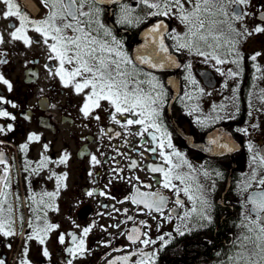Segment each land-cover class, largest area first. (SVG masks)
I'll use <instances>...</instances> for the list:
<instances>
[{
	"label": "flooded vegetation",
	"instance_id": "af4514ba",
	"mask_svg": "<svg viewBox=\"0 0 264 264\" xmlns=\"http://www.w3.org/2000/svg\"><path fill=\"white\" fill-rule=\"evenodd\" d=\"M13 2L29 19L40 20L48 14V9L36 0ZM123 5L132 10L131 24L119 23ZM141 5L139 0H122L96 7L101 9V22L131 58L145 27L160 19L169 23L165 41L179 58L178 69L137 67L154 75L163 86V102L157 105L158 123L169 134L174 149L191 165L189 168L184 164L177 170L186 178V183L173 181L180 190L178 197L176 189L163 188L162 173L151 171L156 166L169 167L159 156V139L152 140L148 133L137 135L142 130L140 125L123 127L131 117L115 113L106 101L85 117L81 108L84 93L90 89L76 94L72 87H64L55 74L59 62L50 58L53 54L31 24L26 30L30 45L13 39L11 33L20 21L18 17L4 18L6 4L0 0V76L12 85L9 90L0 81V97L10 102H0V110L15 117H0V127L4 128L0 132V157L4 161L0 163V177L7 169L9 185L4 188L0 184L6 194L0 197V216L12 221L14 233L5 236L0 232L3 264H124L119 259L122 256L130 257L128 264H137L143 258L141 252L155 253L154 264H222L235 251L237 238L246 234L243 218L254 215L247 211L252 207L249 198L264 192V186L258 183L264 178V162L260 160L264 156V32L254 31L264 28V0L228 7L230 15L235 9L242 19H229L235 32L229 31L227 24L221 26L225 33L221 43L233 39L236 45L231 54L226 44L218 50L227 61L219 65L198 55L195 48L178 49L172 36H183L185 30L175 26L176 21L169 16L147 15L149 9ZM236 32L252 34L237 36ZM67 35H73L72 31L67 30ZM200 47L210 51L203 43ZM257 53L256 59H251ZM229 71L238 75L229 76ZM189 72L198 82L196 86L188 81ZM112 115L120 123L114 122ZM32 134L39 140H29ZM155 134L159 138L160 133ZM221 144L228 148L222 149ZM164 151L172 153L169 148ZM65 154L67 162L59 163ZM93 156L98 163L93 162ZM173 160L178 162L176 157ZM65 174L66 178L61 179ZM134 186L164 196L163 212L149 211L126 199L133 194ZM185 186L208 202L210 222L200 220L196 213L188 220L182 219L185 212L191 213L194 203L198 211L202 207L199 200L188 199L183 192ZM89 191L92 196L87 195ZM43 193L57 195L43 196L44 203H40ZM177 198L183 207L176 204ZM48 224L57 227L39 233L44 239L41 244L36 230ZM178 226L184 235L176 232ZM84 228H90L87 236ZM133 228L141 233L136 243L127 239ZM80 239L85 241L82 253L76 248ZM144 239L155 243L145 246L140 242ZM70 248H76L75 255L68 251Z\"/></svg>",
	"mask_w": 264,
	"mask_h": 264
},
{
	"label": "snow or ice",
	"instance_id": "6c2138e0",
	"mask_svg": "<svg viewBox=\"0 0 264 264\" xmlns=\"http://www.w3.org/2000/svg\"><path fill=\"white\" fill-rule=\"evenodd\" d=\"M3 2L6 4V11L3 13L4 18L18 17L20 21V26L11 33L12 38L22 40L24 44L30 45L32 40L26 35V30L27 26L31 24L34 31L41 34L44 43L48 46L50 53L53 54L50 58L59 62V68L55 74L59 76L64 87H72L76 94L84 93L85 89H90L89 92L84 93V103L81 108L85 117L90 116L93 109L100 108L102 101H106L115 113L131 117L126 119V123L122 125L123 127L140 125L142 130L137 135L143 137L145 133H148L152 140L159 139L157 145L159 156L169 167L156 166L152 167L151 171L162 173L163 188L176 189L178 197L180 190L177 189V185L173 181L179 180L181 183H186L185 176L177 170L184 164H188V162L180 152L174 149L169 134L158 123L160 112L157 105L163 102V86L154 75L139 69L137 64L133 62V58L122 50L120 42L112 35L111 30L101 22V9L96 7L98 4L112 3L116 0H41V3L48 9V14L40 20L29 19L13 0H3ZM139 2L149 9L147 13L149 16H169L172 14V10L175 9L179 14V19L187 29L183 36H172V39L177 42L176 47L189 50L195 48L198 55L204 56L206 59H212L219 65L227 61L221 58L218 50L226 44L228 46L227 53L231 54L236 45V41L233 39H224V43H221L222 38L225 36L221 26L227 24L229 31L235 32L236 30L232 28L229 19H242V14L238 10L234 9L230 15L227 9L230 5L238 7L247 3L248 0H139ZM86 6L88 7L87 11L84 10ZM131 12V8L123 5L119 23H133ZM164 27L163 22H161L148 32V35L153 37L152 42L157 46L149 50L148 45H145V50L135 57L140 64L153 69H163L168 63L175 64L171 55H168V48L164 44L162 35ZM67 30H71L73 35H67ZM254 31L261 33L264 32V28L257 27ZM244 34L251 35L252 33L236 32L237 36ZM109 37L110 39H108ZM49 39L52 43H49ZM0 43H3L2 35H0ZM201 43L210 51L201 50ZM257 55L259 53L253 55L251 59L255 60ZM231 62L238 63L237 60ZM66 65L71 67H65ZM176 66L179 67L180 65L176 64ZM217 71H220V69H217ZM228 75L235 77L238 73L229 71ZM141 76H145L147 79H141ZM187 79L194 86L198 84L190 72ZM0 81H3L11 90L12 85L8 80L0 76ZM142 85H148L149 88L146 90ZM200 91L202 92L203 89H200ZM0 102L10 103L4 100L3 97H0ZM15 106V104H12V107ZM0 117H10V113L6 110H0ZM10 118L15 119L14 116ZM96 119H99V117L97 116ZM112 120L120 123L115 115H112ZM8 127L11 128V125ZM150 129H154L155 132H151ZM3 131L4 128L0 127V132ZM155 133H160L159 138ZM29 140H39V136L32 134L29 136ZM212 143L215 144L217 141L213 140ZM23 147L26 148L27 145ZM220 147L222 149L228 148V145L221 144ZM45 148H47V145H45ZM157 148H152L151 151L155 153ZM165 148L172 149V153H166ZM251 148L252 145L249 144V149ZM173 157L178 158V162H174ZM253 159L255 160L256 157L254 156ZM67 160L68 155L65 154L59 163H66ZM92 160L94 163H98L95 156L92 157ZM260 160L264 162V156H261ZM0 163H4L2 157H0ZM188 167L191 168V165L188 164ZM204 174L208 175L207 172ZM63 178H66V174L61 179ZM135 179L139 180L138 177ZM253 179H255V174ZM6 180L7 169L5 170V176L0 177V184H3L4 188L9 186ZM258 183L264 186V178L260 179ZM145 187L150 188L151 185H145ZM183 192L189 200L194 202L199 200L202 207L198 211L194 203L191 213L185 212L182 219L188 220L191 218L192 213H196L200 220L210 222L211 217L208 214L210 205H208V202L202 196L192 194L190 186H185ZM197 192H199V189H197ZM104 194L101 193V195ZM56 195L57 193H43L40 203H44L43 196L51 198ZM87 195L92 196L93 192L89 191ZM5 196L6 194L0 190V197ZM126 199L131 200L136 205H143L149 211L154 209L156 212L161 213L166 203V198L159 192H142L139 187L135 186L133 194L126 197ZM249 199L252 207L247 211L254 215L246 214L244 216L243 219L246 223H242V227L246 229V234L237 238V241L234 242L235 251L228 255L226 260L222 261V264H264V192L254 194ZM176 204L181 207L184 206L179 198H177ZM9 211H11L10 208ZM0 212H2V208H0ZM11 224V220H5L0 216V232H3L5 236L14 234ZM6 226L8 230H5ZM55 227L57 225L48 224L45 228L36 230V238L41 244L44 243V239L39 233L46 234ZM89 231L90 228H84V236H87ZM176 232L180 235L185 234L179 226L176 228ZM140 236V230L133 228L127 239L132 243H136ZM29 239H32V236H29ZM73 239L75 241V237ZM160 239L164 240V237L161 236ZM60 242H64L63 236L60 237ZM140 242L145 246L155 243L150 239H144ZM76 248L81 253L85 251V241L80 239L76 244ZM76 248H70L68 251L75 255ZM139 254L143 258L137 264H149L150 260L154 264L153 257L155 253L149 255L141 252ZM44 255H48L46 249ZM133 255H136V253H133ZM119 259L124 261V264H128L130 257L122 256ZM0 264H3V261H0ZM24 264H27V262H24ZM110 264H116V261H111Z\"/></svg>",
	"mask_w": 264,
	"mask_h": 264
},
{
	"label": "water",
	"instance_id": "95a60500",
	"mask_svg": "<svg viewBox=\"0 0 264 264\" xmlns=\"http://www.w3.org/2000/svg\"><path fill=\"white\" fill-rule=\"evenodd\" d=\"M116 1L117 2H121L122 0H116ZM106 4L109 5L110 3H106ZM161 22H163V24L165 26L164 29L162 30V35L164 37V44L168 48V55H171L172 59L175 61V64L168 63V64H166V66L163 69H159V68L153 69V68H150L147 65L140 64L139 61L135 59V57L137 56L138 53H142L145 50V45H148V49L149 50H151V48L157 46L156 44H154L152 42L153 41V37L152 36H149L148 35V32L156 24H159ZM168 29H169V24L164 19H160V20L155 21L153 24L145 27L140 32V34H139V43L137 45H135V47L133 49V59H134V62L137 65L143 66V67H145V68H147L149 70H154V71L177 70L178 69V67L176 66V64L180 65L179 58L176 55H174L173 53H171L170 48H169L167 42L165 41V33L168 31ZM161 55H164V54H161ZM174 97H175V95H174ZM172 100H174V98H172Z\"/></svg>",
	"mask_w": 264,
	"mask_h": 264
},
{
	"label": "rangeland",
	"instance_id": "374dc122",
	"mask_svg": "<svg viewBox=\"0 0 264 264\" xmlns=\"http://www.w3.org/2000/svg\"><path fill=\"white\" fill-rule=\"evenodd\" d=\"M37 1V3H38V5H43L42 3H41V0H36ZM44 6V5H43ZM45 7V6H44ZM186 7H187V5H186ZM46 8V7H45ZM47 9V8H46ZM169 17H171V18H173L175 21H176V25L175 26H177V27H182L184 30H185V32L187 31V29H186V26L181 22V20L179 19V14H178V12L175 10V9H173L172 10V14H170L169 15Z\"/></svg>",
	"mask_w": 264,
	"mask_h": 264
},
{
	"label": "trees",
	"instance_id": "16d2710c",
	"mask_svg": "<svg viewBox=\"0 0 264 264\" xmlns=\"http://www.w3.org/2000/svg\"><path fill=\"white\" fill-rule=\"evenodd\" d=\"M143 5H141L140 7H142ZM140 7H138V9H140Z\"/></svg>",
	"mask_w": 264,
	"mask_h": 264
},
{
	"label": "bare ground",
	"instance_id": "6f19581e",
	"mask_svg": "<svg viewBox=\"0 0 264 264\" xmlns=\"http://www.w3.org/2000/svg\"><path fill=\"white\" fill-rule=\"evenodd\" d=\"M33 10H35V8Z\"/></svg>",
	"mask_w": 264,
	"mask_h": 264
}]
</instances>
